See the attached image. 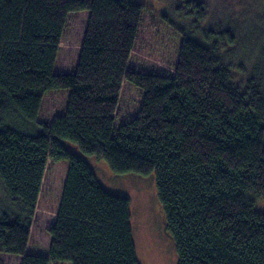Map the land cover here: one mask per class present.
<instances>
[{
	"label": "trees",
	"instance_id": "obj_1",
	"mask_svg": "<svg viewBox=\"0 0 264 264\" xmlns=\"http://www.w3.org/2000/svg\"><path fill=\"white\" fill-rule=\"evenodd\" d=\"M246 1L235 24L197 36L127 0H0V254L138 264L129 199L104 190L71 143L113 174L153 176L176 264H264L252 206L264 200V17ZM176 2L195 25L206 16L202 2ZM126 85L139 105L116 123ZM57 93L62 113L45 124L43 99ZM47 159L68 169L48 254L31 255Z\"/></svg>",
	"mask_w": 264,
	"mask_h": 264
},
{
	"label": "rangeland",
	"instance_id": "obj_2",
	"mask_svg": "<svg viewBox=\"0 0 264 264\" xmlns=\"http://www.w3.org/2000/svg\"><path fill=\"white\" fill-rule=\"evenodd\" d=\"M135 4H142L159 15L167 16L176 24L184 26L187 30L194 29L197 36L203 31L214 27L226 26L234 23L237 14L250 6L246 0H196L202 2L206 16L199 23L193 15L184 14L179 9L178 0H127ZM259 1V0H258ZM254 0L256 16L264 17V0L259 3ZM253 8V7H252ZM246 13H249L247 10ZM227 17H231L227 19ZM231 21V22H230ZM63 97L60 94H47L38 113V120L50 124L52 119L60 115L63 110ZM139 105V93L126 85L120 93L119 102L115 112L116 123L132 118ZM68 150L80 156L86 163L94 165V173L104 190L125 196L130 201V226L132 241L135 248L138 264H176L177 254L174 243L162 230V221L158 208L155 182L151 175L140 176L136 174H113L106 165L93 163L92 156L81 154L77 148L68 143ZM110 175V176H109ZM64 172L58 164L47 159L41 179L38 203L28 232L29 249L39 250L37 255L46 256L45 248L48 245L47 228L50 227L57 215L60 202V193L64 186ZM64 180V181H63ZM252 203L254 210L264 211V200H255ZM18 258L13 255L0 254L2 264H19ZM61 264V263H58Z\"/></svg>",
	"mask_w": 264,
	"mask_h": 264
},
{
	"label": "crops",
	"instance_id": "obj_3",
	"mask_svg": "<svg viewBox=\"0 0 264 264\" xmlns=\"http://www.w3.org/2000/svg\"><path fill=\"white\" fill-rule=\"evenodd\" d=\"M55 163H57L58 164V167L60 168V170H61V172L63 171L64 172V175H65V177H66V173H67V169H68V163L66 162V161H59V162H55ZM94 169V168H93ZM110 176V175H109ZM64 180H65V178H64ZM63 180V181H64ZM38 198H39V194H38ZM38 198H37V201H36V205H37V203H38ZM60 198H61V193H60ZM34 215V214H33ZM56 217H57V215H56ZM56 217H55V219H56ZM55 219H54V221H53V223L55 222ZM52 223V224H53ZM49 228V227H48ZM47 228V229H48ZM30 230V229H29ZM47 240H48V245H47V247L45 248L46 250H45V253L43 254V255H45V254H48V247H49V243H50V239H49V237H48V235H47ZM25 253L26 254H31V255H37V254H39L40 253V251L39 250H35V251H31L30 249H29V241L27 240V244H26V248H25ZM19 260H18V262H19V264H20V258L19 257H17ZM58 263H61V262H52V263H50V264H58ZM61 264H68V263H61Z\"/></svg>",
	"mask_w": 264,
	"mask_h": 264
}]
</instances>
